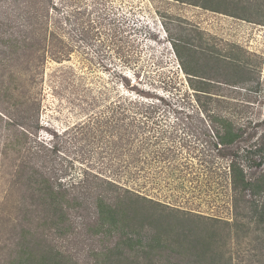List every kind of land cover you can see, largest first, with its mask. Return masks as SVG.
<instances>
[{"label": "rangeland", "instance_id": "obj_1", "mask_svg": "<svg viewBox=\"0 0 264 264\" xmlns=\"http://www.w3.org/2000/svg\"><path fill=\"white\" fill-rule=\"evenodd\" d=\"M52 2L50 27L64 48L51 46L38 85L30 90L37 102L38 120L32 122L40 126L38 141L57 144L60 152L37 147V155L3 154L0 144V225L7 216L17 215L22 202L31 207L32 190L23 175L33 167L38 180L44 175L53 181L63 177L69 185L85 172L111 177L112 170H124L130 158L127 147L121 146L126 140L113 135L124 123L139 133L140 151V160L130 167L137 169L134 177L126 173L130 178L120 180L124 187L164 205L233 223L228 161L218 156L212 114L230 117L243 127L251 123L247 131L256 136L244 137L232 150L249 146L264 132V21L258 13L250 22L177 0ZM183 33L201 53L213 52L222 62L234 60L243 66V77L255 80L247 83L250 88L219 89L217 81L225 79V69L218 72L200 54L205 70L215 78L199 103L171 41L172 34ZM12 70L18 72L17 63ZM257 83L261 91L250 90ZM121 112L137 114L136 123L115 122ZM76 220L83 222L82 217ZM244 235L233 230L227 237V255L233 264H258L248 257L254 252L249 240L256 234ZM3 238H8L5 226L0 228V247L11 243ZM74 238L62 240L63 253L79 264L94 262L91 252L102 249L105 238L85 232Z\"/></svg>", "mask_w": 264, "mask_h": 264}, {"label": "trees", "instance_id": "obj_2", "mask_svg": "<svg viewBox=\"0 0 264 264\" xmlns=\"http://www.w3.org/2000/svg\"><path fill=\"white\" fill-rule=\"evenodd\" d=\"M177 1L195 6L202 4L206 9L250 22L258 13L264 21V0ZM52 5V0H0V144H3V154L37 155L40 153L37 147L47 148L52 154L60 152L57 144L50 147L38 141L36 132L40 126L32 122L38 120L37 102L30 90L38 85L40 68L42 70L46 63L51 46L60 44L64 48L50 27ZM4 7L6 10L1 12ZM184 34H172L171 41L199 103L201 96L210 93L209 87L215 78L205 70L200 54L204 60H211L218 72L221 67L225 69V79L217 81L219 89L226 86L236 92L250 88L247 83L255 80L243 77V66H238L234 60L222 62L213 52L201 53ZM15 63L18 72L12 70ZM251 71L248 70L247 75ZM257 84L250 90L260 92L261 85ZM23 95L28 96L27 101L21 100ZM119 115L117 123H136L137 114L121 112ZM212 118L218 156L228 161L225 174L233 197V223L164 205L140 191L124 187L120 180L128 176L126 173L134 177L137 169L130 167L140 160L139 133L124 123V128L113 135L126 140L121 146L127 147L130 158L125 169L112 170L111 177L85 172L78 183L69 185L63 177L53 181L52 177L44 175L38 180L34 167L29 175H23L24 184L32 190L31 207L22 202L17 215L7 216L0 225V228L6 227L7 239L11 242L0 247L4 252L0 264H62L64 260L66 264H79L77 258L66 256L59 247L62 240L72 241L81 232L105 238L102 240L105 245L101 242L102 249L91 252L94 262L88 264H233V258L227 255V237L233 230L237 236L243 232L246 238L256 234L249 240L250 252H254L248 257L252 262L264 264V132L256 142L235 151L231 148L244 137L252 140L256 136L247 131L251 123L243 127L217 112ZM22 165L25 169L27 163ZM77 216L82 217V223L78 224ZM14 220L17 223L12 226Z\"/></svg>", "mask_w": 264, "mask_h": 264}, {"label": "crops", "instance_id": "obj_3", "mask_svg": "<svg viewBox=\"0 0 264 264\" xmlns=\"http://www.w3.org/2000/svg\"><path fill=\"white\" fill-rule=\"evenodd\" d=\"M262 110H264V107H263V109Z\"/></svg>", "mask_w": 264, "mask_h": 264}]
</instances>
